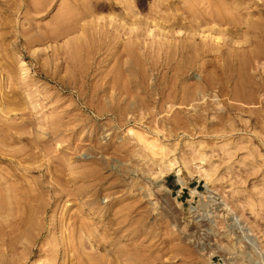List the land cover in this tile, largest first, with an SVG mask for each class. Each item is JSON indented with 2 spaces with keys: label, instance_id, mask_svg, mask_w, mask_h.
<instances>
[{
  "label": "rangeland",
  "instance_id": "obj_1",
  "mask_svg": "<svg viewBox=\"0 0 264 264\" xmlns=\"http://www.w3.org/2000/svg\"><path fill=\"white\" fill-rule=\"evenodd\" d=\"M18 1L0 0V96H13L6 79L19 89L29 75L44 98L33 111L17 93L10 109L60 124L33 128L44 150L28 142L31 126L2 138L0 264H264V0H92L96 12L91 0H52L37 13L41 0ZM66 5L82 8L72 15L89 32L111 9L126 22L76 41L79 28L74 45L72 34L48 39ZM209 27L226 34L216 41ZM138 134L157 155L145 156Z\"/></svg>",
  "mask_w": 264,
  "mask_h": 264
},
{
  "label": "bare ground",
  "instance_id": "obj_2",
  "mask_svg": "<svg viewBox=\"0 0 264 264\" xmlns=\"http://www.w3.org/2000/svg\"><path fill=\"white\" fill-rule=\"evenodd\" d=\"M19 1H20V0H19ZM19 1H18V2H19ZM23 1H24V2L27 1V3H28V0H23ZM38 1H39V0H38ZM41 1H42V0H41ZM41 1H39L40 3L38 2V4L36 5V4H33V3H37V2H34V1L32 0V2H33L32 4L35 5L36 7H33V5H30V6H32V8L35 10V12H34V11H31L32 8H31V10H29V11L34 12V13H37L38 10H39L38 12H40V10H42V12H43L44 9L46 10V8H49L48 6H50V3L52 2V0H44V1H42V3H41ZM53 1H54V0H53ZM75 1H76V0H75ZM93 1H94V0H93ZM96 1H97V0H96ZM21 2H22V1H20V3H21ZM27 3H25V5H28ZM76 3H77V1H76ZM78 3H79V2H78ZM84 3H85V2H84ZM84 3H83L84 6H82V7L86 8V9H82V8H79V7H78V10H81V9H82V10L85 11V10L89 9V8L85 7V5L90 6V5H89L90 3H88V2H86L87 4H84ZM93 3H94V2H93ZM18 4H19V3H18ZM29 4H31V3H30V0H29ZM40 4H41V5H40ZM52 4H53V2H52ZM94 4H96V2H95ZM19 5H22V3L19 4ZM38 5H39V6H38ZM96 5L98 6V4H96ZM124 5H125V3H124ZM128 5H129V4H127V6H128ZM30 6H29V7L27 6V7L30 9ZM63 6H64V2H63ZM92 6H93V5H92V0H91V6H90V7H92ZM97 6H95V10H93L94 7H92V10L95 11V12H96V11H99V10H97V9H99L101 5L99 4V6H98L99 8H97ZM104 6H105V5H104ZM127 6H126V7H127ZM129 6H131V5H129ZM129 6H128V8H126V9H127V10H131L130 12L133 11V13H131V15L133 16V15L136 14L137 12L134 11L133 9H131V8H133V7H130V8H129ZM20 7H21V6H20ZM27 7L25 6L26 9H27ZM66 7H67V5H66ZM66 7H65V8H62L63 10H61V11H64V10L69 11V9H68L69 7H67V8H66ZM108 7H109V5H108ZM35 8H36V9H35ZM96 8H97V9H96ZM101 8H103V7H101ZM111 8H112V7H111ZM119 8H120V7H119ZM19 9H22V8H19ZM23 9H24V6H23ZM105 9H107V8H105ZM122 9H123V10H121V8H120V10L118 11L119 13H115V14H114L113 12H111L112 9H111V11L108 10V11H109V15H108V17L106 16L105 18H106L107 20H109V21L106 22V21L104 20V21L106 22V24H105L104 26H103V25L101 26V24H103V23L100 24L99 22H97L98 20L96 19V18H98L96 15H100L101 13H99V14L97 13V14L95 15V12H94V14L91 13L92 10H87V11H90V13H91L92 16H93V15L96 16L95 18H94V16L91 17V16L89 15L90 13L87 12V13H89L88 15L90 16V19H91V20H90V19H88V20H89L90 22H92V23H94V20L92 21V18H94V19L97 20L95 26H100V28H102V29L104 28V29H103V32H101V31H100V28H98V29H99V30H98V29H96V28H97V27H96V28H95V29H96L95 32H96L97 30L100 31V32L103 34L102 36H103V38H104V37H107V36H104V33H107L106 35H108V33H110V32L112 31V30H110L111 28L109 29V27H113V28H114L115 25H114L112 22H114V23H115V22L118 23V24H119L118 26H120L123 22H124V23L126 22V21L124 20L125 18L123 17V16H125V15H124V12H125L124 10H125V9H124V8H122ZM76 10H77V9H76ZM78 10H77V11H78ZM101 10H102V9H101ZM27 11H28V10H27ZM66 11H64L65 13H63V14H59V15H58V16L63 15V17H60L61 19L58 20V18H57L58 16H56V19H57V20H56V21H57L56 23H58V21L61 22V23L63 22L62 24H59V27H58L57 24L53 23V24H55V25L57 26V29H58V30H57V31L54 30L55 32L53 31V32L50 33V32H48V30L50 31V29H48V30L46 29L47 32L50 33V34H48L47 32H46V33L43 32L42 35H44V33H45V34H47L48 39H49V37H50L51 39H52V37H55V39H56V37H58V36H61V37H62V36H64V35L66 36V34H70V35H71L73 32H75V31L78 30L79 28H80V29L78 30L77 34H78L79 31H81V30H85V29H86L85 31H88V28H86V27H88V26L86 25V27H85V25H84V24H87V23H84V24L82 23V25H84V26H81V22H80V21H81V18L77 16V15H78L77 13H79V11H78V12H77V11L75 12L74 9L71 10V11H72V14H75V13H76L77 15H72V14H69V15H68L67 13H70V11H69V12H66ZM84 11H83V12H84ZM20 12H21V11H20ZM24 12H26V11H24ZM24 12H23V10H22V16H23ZM31 12H30V14H32ZM80 12H81V11H80ZM100 12H101V11H100ZM27 13H29V12H27ZM27 13H25V14H27ZM107 13H108V12H107ZM64 14H67V15L64 16ZM84 14L87 15L86 12H85ZM19 16H20V15H19ZM25 16H26V19L28 18L27 16L31 17L30 15H24L23 17H25ZM104 16H105V15H103V18L100 17L99 19H101V18H102V20L105 19ZM210 16H212V15H210ZM86 17H87V16H86ZM31 18H32V17H31ZM87 18H89V17H87ZM32 19H33V18H32ZM82 19H83V18H82ZM30 20H31V19H30ZM30 20H29V21H30ZM99 21H101V20H99ZM110 21H111V23H110ZM138 21H139V20H138ZM53 22H55V19L53 20ZM79 22H80V24H79ZM26 23L29 24L28 20H27ZM31 23H33V20H32ZM31 23L28 25V28H29V26L31 25ZM33 24H34V23H33ZM89 25H90V24H89ZM109 25H111V26H109ZM56 26H55V28H56ZM95 26H94V27H95ZM121 26H122V25H121ZM156 26H157V29H158L161 25H160L159 27H158V25H156ZM156 26H154V27H156ZM262 26H263V25H261V27H262ZM32 27H34V26H31L29 30H31ZM84 27H85V28H84ZM89 27H90L89 30H91V28H92L93 26H92V27L89 26ZM115 27H116V26H115ZM263 27H264V26H263ZM263 27H262V28H263ZM113 28H112V29H113ZM209 28H210V30H206V31H205L206 33H207V31H208V33H210L209 31H211V33H212V32H215V30H216V31L218 30V28H216V29H214V30H213V29L211 30V28H213V27H209ZM209 28H205V29H209ZM102 29H101V30H102ZM137 29H138V28H137ZM137 29H136V30H137ZM152 29H153V28H152ZM155 29H156V28H155ZM157 29H156V30H157ZM24 30H25V32L27 31L26 29H24ZM29 30H28V32H30ZM51 30H52V29H51ZM92 30L94 31L93 28H92ZM92 30H91L90 32H92V33H93V36H95V34H94L95 32H93ZM158 30H159L160 32H162V31H161V27H160ZM158 30H157V31H158ZM165 30H166V28H165ZM201 30H202V29H201ZM220 30H221V29H219L218 32H215V33H214V36H213V37H214V40H216V41L222 40V38H223L222 36L226 34V33L223 34V33H224L223 31H222V33H221ZM263 30H264V29H263ZM85 31H84V32H85ZM98 31H97V32H98ZM132 31H134V28H130V32H132ZM163 31H164V28H163ZM84 32L81 31V32H80L81 35H80V33L78 34V35H79V39H78V38H75V36L78 37V35L76 34V32H75V34H74L75 36L72 34L71 37L69 38V40H70V41H69L70 44L73 43V42H71V38H72V36H74L73 38H74L75 40L77 39V40L79 41L80 38H82V35H84ZM90 32L88 31V32H85V33H86V34L89 33V34H91V36H92V33H90ZM97 32H96V36H99V38H100V37H101V36H100L101 34H100V35H97ZM100 32H99V33H100ZM115 32H116V30H115ZM144 32H146V34H147V33L149 34V33H151V29H147V31H144ZM205 32H204V33H205ZM26 33H27V32H26ZM26 33H25V34H26ZM113 33H114V31H113ZM135 33H136V32H135ZM25 34H24V35H25ZM86 34H85V35H86ZM191 34H192V33H191ZM191 34H190V35H191ZM34 35H36V34H34ZM34 35H32V36H33V39H34V37L36 38V40L34 39L35 41L32 39V37H30V35H28V37H30V38L32 39V41H31L30 38H27V37H25V39L27 38V39H28L27 41H30V42H32V43H36L37 41H39L38 38H39V36H41V35L37 34V36L39 35L38 37H37V36H34ZM70 35H68V36H70ZM187 35H188V34H187ZM190 35H189V36H190ZM192 35H193V34H192ZM211 35H212V34H211ZM26 36H27V35H26ZM47 36L45 35L44 38L47 39V38H46ZM87 36H88V34L86 35V37H87ZM89 36H90V35H89ZM109 36H110V34H109ZM41 37H43V36H41ZM41 37H40V38H41ZM44 38H42V39L44 40ZM73 38H72V40H73ZM103 38H102V39H103ZM29 39H30V40H29ZM51 39H50V40H51ZM83 39H84V38H83ZM95 39H96V38H95ZM95 39H93L92 41H94ZM105 39H106V38H105ZM52 40H54V39H52ZM52 40H51V41H52ZM77 40H76V41H77ZM100 40H101V39H100ZM100 40H99V41H100ZM103 40H104V39H103ZM40 41H42V40L40 39ZM73 41H74V40H73ZM76 41H74V42H76ZM95 41H98V39L95 40ZM89 42H91V41H89ZM103 42H104V41H103ZM27 43H28V45H29V42H27ZM32 43H31L30 45H32ZM25 44H26V43H25ZM68 45H69V43H68ZM68 45H66V46H68ZM73 45H74V43H73ZM80 45H83V43H82V44L80 43ZM80 45L77 44V48H78ZM85 45H86V44H84V46H85ZM90 45H91V44H90ZM75 46H76V45H75ZM75 46H73V47H75ZM84 46H83V47H79L78 49H77V48L73 49L72 47L69 46L70 49H69V47H68V49H69L70 52L67 51V50H65L64 53L68 52V55H70V54H72V51H73V50H76V49H77L76 51H80V48H84ZM86 46H88V45H86ZM86 46H85V47H86ZM92 46H93V44H92ZM94 46H95V43H94ZM94 46H93V47L90 46V48H91L90 50L93 51L92 48H94ZM257 46H258V44H257ZM259 46H260V44H259ZM261 46H262V45H261ZM261 46H260V47H261ZM96 47H97V46H95V48H96ZM99 47H101V45H100ZM99 47H97V48H99ZM260 47H259V48L257 47V48H258L259 52L261 53V51H262L261 49H262V48H260ZM262 47H263V49H264V46H262ZM88 48H89V46L85 48V49H86L85 52H90V51H88V50H89ZM257 48H256V49H257ZM65 49H67V48H65ZM71 49H72V50H71ZM256 49H254V50H255V51H253L254 53L257 52ZM95 50H96V49H95ZM95 50H94V51H95ZM82 51H83V50H82ZM263 51H264V50H263ZM85 52H84V54H85ZM95 52H96V51H95ZM95 52H94V53H95ZM253 52H250V53L254 54ZM259 52H258V53H259ZM76 53H77V54H82L81 52H80V53L76 52ZM76 53H73V55H75ZM90 53H92V52H90ZM90 53H89V54H86L85 56L87 57V55H89V56H90V55H93V54H90ZM55 54H56V53H54V55H55ZM59 54H60V53H59ZM66 54H67V53H66ZM66 54H65V55H66ZM77 54H76V55H77ZM262 54H263V53H261L260 55H262ZM51 55H52V54H50V56H51ZM57 55H58V53L56 54V56H57ZM68 55H67V57H68ZM95 55H96V54H95ZM95 55H94V56H95ZM245 55H246V54H244V56H245ZM247 55H248V54H247ZM247 55H246L245 57H247ZM254 55H256V54H254ZM260 55H259V56H260ZM50 56H49V57H50ZM70 56H71V55H70ZM89 56H88V57H89ZM94 56H93V57H94ZM242 56H243V55H242ZM244 56H243V57H244ZM248 56H249V55H248ZM256 56H258V54H257ZM34 57H35V56H34ZM67 57H66V60H67V61H65V62H69L68 59H67ZM250 57H251V55H250ZM37 58H38V56H37ZM40 58H42V57H40ZM51 58H53V55H52L49 59H51ZM54 58H55V57H54ZM54 58H53V61L56 60V59L54 60ZM56 58H57V57H56ZM69 58H70V57H69ZM90 58H92V56H90L89 59H90ZM42 59H43V58H42ZM42 59H39L41 63L45 60V59H44L43 61H41ZM47 59H48V58H47ZM49 59H48V60H49ZM92 59H93V58H92ZM242 59H243V58H241V61H244V60H242ZM246 59H247L248 62H249V59H250V58H246ZM34 60H35V59H34ZM51 60H52V59H51ZM247 60H245V61H247ZM35 61H36V60H35ZM37 62H38V61H37ZM44 62H45V61H44ZM49 62H50V60H49ZM55 62H56V61H55ZM55 62H53V64H54ZM248 62H246V63H248ZM45 63H46V62H45ZM242 63H244V62H242ZM246 63H245V64H246ZM37 64H38V63H37ZM42 64H44V63H42ZM42 64H39V65L41 66ZM48 64H49V63L47 62L46 65L48 66ZM50 64H51V63H50ZM245 64H244V65H245ZM248 64H249V63H248ZM39 65H38V66H39ZM54 65H55V64H54ZM52 66H53V65H52ZM60 66H62V65H60ZM233 66H235V65H233ZM233 66H232V68H233ZM241 66H242V64H241ZM246 66H247V64H246ZM248 66H249V65H248ZM41 67H46V66L43 65V66H41ZM41 67H40V68H41ZM50 67H51V66H50ZM54 67H55V66H54ZM56 68L58 69L57 66H56ZM56 68H55V69H56ZM232 68H231V69H232ZM241 68H242V70H243V67H240V68H239V69H240V72H241ZM244 68H245V66H244ZM20 69H22V70L24 71L23 74H28V69H29V68L27 69L25 65L21 66ZM43 69H44V68H43ZM43 69L41 68L40 70H43ZM48 69H49V68L47 67V69H46L47 71L44 72V74L46 73V74L48 75V73H47V72H48ZM239 69H238V70H239ZM40 70H39V71H40ZM49 70H50L51 72H54L55 74H57V73L54 71V69H51V68H50ZM235 70H236V69H235ZM43 71H45V69H44ZM58 71H59V70H58ZM58 71H57V72H58ZM237 72H239V71H237ZM54 73H53V75H54ZM46 74H45V75H46ZM49 75H50V73H49ZM49 75H48V77H49ZM53 75H52V73H51V76H53ZM57 75H58V74H57ZM51 76H50V77H51ZM54 76H55V75H54ZM7 78H9V77H7ZM14 78L16 79V78H18V77H14ZM14 78L12 79V81L14 82L13 84H15ZM27 78H28V80H25L26 77L24 76V77L21 78V81H19V82H21V83L18 84V82H16L17 85H19V89H17L18 86H15V85H14L15 87L13 88V84H12V81H10V80H11L10 78H9L10 80L6 79L9 83L6 82V81H4V83L2 82L3 84H5V82L8 83L9 86L12 85L11 88H12L13 96L11 95L12 93H10L11 97H8V96H9L8 94H7V97H5V98H4V96H5L6 94H5L4 96H3V94H2V97H3V98L0 96V97H1V98H0V143L2 142V138H3L4 136L7 137L8 135H9V136L12 135L13 137H15V134L18 133L19 136L21 137V134H23V132H24V134H25V132L27 133V131H28L27 128H28V127L30 128V126H31V127H32L31 129H33V128H35V126H36L37 124H38V125H37V127H38L39 124L41 123V122H40L41 120L39 119V116H38V115H35V113L33 112V111H34V108H35V110H36V102H37V101H36L35 99H37V97H35V96H37V95L40 94V95H42V96H39V97H40V98H41V97L44 98V97H43V94H46V91H47V90L45 91V90L43 89V88H44V86H43V87H41L43 90H41L40 88H38V89L41 90L40 92H44V91H45V93H43V94H42V93L36 94L39 90L37 91V89H34V87H33V86H34V85H33V84H34V81H32L33 83H31V81H30V83H29V82H28V81L30 80V79H29V75H28ZM51 78H52V77H51ZM4 80H5V79H4ZM22 80H23V81H22ZM31 80H32V79H31ZM33 80H34V79H33ZM54 80H55V79H54ZM58 80H60L59 77H58ZM0 81H1V80H0ZM16 81H17V79H16ZM37 81H38V80H37ZM37 81H36V82H37ZM41 81H42V80H41ZM55 81H56V80H55ZM60 81H61V80H60ZM60 81H59V82H60ZM62 81H63V80H62ZM62 81H61V83H62ZM63 82H64V81H63ZM37 83H38V85H35L36 87L41 86V85H46V84H44V83L41 84V82H40V83L37 82ZM263 83H264V82H263ZM263 83H262V84H263ZM10 84H11V85H10ZM1 85H2V84H1ZM1 85H0V86H1ZM62 85H65V83H63ZM3 87H5V86H3ZM36 87H35V88H36ZM47 87H48V86H47ZM47 87H46L45 89H47ZM62 87H65V86H62ZM11 88L9 87V91L11 90ZM1 89H2V88H1ZM1 89H0V90H1ZM15 89H17L18 91L16 92ZM2 90H3V89H2ZM13 90H14L15 92H13ZM4 91H5V90H4ZM4 91H2V93H3ZM35 91H36V93H35ZM19 92H20V93H19ZM17 93H18V94H21V97L17 96ZM15 94H16L15 97H19V100H18L17 102H20V100H21V102H23V100H27V101H28V103L30 104L31 108H33V109H31V108H29V109L33 110V111H31V112H33L34 114L32 113V114L30 115V113H29L30 111H29L28 109H27V110L29 111L28 113H27L25 110H24L25 112L23 113V112H21V111H23V109H22V110H21V109H20V110L18 109L19 111H18L17 113L20 112V114H17V113H15V112H13L15 108H14V109H10L11 107H9V106H11V105L13 106V105L17 104V102H14V101H16V99H15V97H14ZM149 94H150V93H149ZM149 94H147V95H149ZM58 95H59V94H58ZM159 95H160V94H159ZM149 96H151V94H150ZM12 97H13L14 99H13ZM23 97H24V98H23ZM8 98H12V99L6 100V99H8ZM53 98H54V97H53ZM4 99H5V100H4ZM12 100H13V102H12ZM34 100H35V101H34ZM10 101H11L12 103H14V104H12ZM27 101H26V102H27ZM34 102H35V103H34ZM9 103H10V105H9ZM23 103L25 104V102H23ZM25 105L27 106V103H26ZM28 106H29V105H28ZM12 108H13V107H12ZM16 109H17V108H16ZM262 112H263V110H262ZM25 113H26V114H25ZM13 114L18 115V118H21V120H20V121L18 120L19 122H17V121H15V119H12V118H11V115H13ZM27 114H29L30 117H29V115L27 116ZM58 117H59V116H58ZM58 117H56V118H58ZM15 118H17V117H15ZM18 118H17V119H18ZM61 118H62V117H61ZM61 118H58V119H61ZM39 120H40V121H39ZM62 120H63V119H62ZM51 121H52V122H50V119H49V121L46 120V121H45L46 124L44 123V121H42L43 124L41 123V125L44 126L43 130H44V129H45V130L49 129L48 127L46 128L45 126H47V125L50 126V125L53 124V122H55V123H54L55 125L60 124V123H58L59 120H57V124H56V120H54V118L51 119ZM62 122H63V121H62ZM54 124H53V125H54ZM61 124H62V123H61ZM41 125H40V126H41ZM53 125H52V126H53ZM55 125H54V126H55ZM65 125L67 126L66 123H65ZM59 126H61V125H59ZM59 126H58V127H59ZM62 126H64V124H63ZM26 127H27V128H26ZM38 128L41 129L42 127H38ZM19 129L22 130V131L20 132ZM36 129H37V128H35V130H36ZM17 130H18V131H17ZM35 130L33 129L34 132H35ZM41 130H42V129H41ZM43 130H42V131H43ZM45 130H44V131H45ZM33 131H32V132H33ZM44 131H43V132H44ZM29 132H30V131H28V133H29ZM34 132H33V134H35V135L30 134L31 132L29 133L30 135H33V137H32V139H29L28 142L33 143V145H34V142H36L37 144L39 143L40 146L43 147L45 144H44V145H43V144L41 145V143H40V138L38 137L39 135L36 133L37 131H36L35 133H34ZM5 134H6V135H5ZM7 134H8V135H7ZM24 134H23V135H24ZM46 134H48V137L50 136L51 140L55 139V140H57V141H58V139H60V138L63 136L62 133H61L62 135L59 136L60 138L57 137V133L55 134L56 136L53 135L54 133H53L52 135H49V133H46ZM16 135H17V134H16ZM9 136H8V137H9ZM12 136H11V137H12ZM34 136H35V137L37 136V137L35 138ZM13 137H12V138H13ZM17 137H18V136H17ZM37 138H39V139H38L39 141L37 140ZM50 138H49V140H50ZM137 138H138V141H140V142L143 144V145H142V146H143L142 148H145L146 151H148V153H146V152L143 151L144 153H146V155L143 153L145 156H147V155L150 154V153H151V155H155V154H156V152H155V150H154V148H155V146H156V143L154 144V143H153V142H154L153 140L150 141V140H147V138L145 139V136L142 135V134H138ZM25 139H27V138L25 137ZM62 139L65 140V139H64V136L62 137ZM62 139L59 140V142H60V141L63 142ZM27 140H28V139H27ZM32 140H33V142H32ZM154 140H155V139H154ZM41 141H43V140H41ZM46 141H47V140H46ZM46 141H45V142H46ZM45 142H42V143H45ZM47 142H48V141H47ZM37 144H36V145H37ZM39 144H38V145H39ZM34 146H35V145H34ZM43 150H44V147H43ZM143 150H144V149H143ZM149 151H150V152H149ZM158 154H159V153H158ZM144 155H143V156H144ZM156 155H157V154H156ZM148 156H149V155H148ZM0 157H1V156H0ZM1 159H2V157H1ZM171 165H172V164H170V163H169L168 165H166V166L168 167L167 170H170V169H171V168H170ZM0 179H2V177H1ZM2 181H3V179H2ZM5 181H6V180H5ZM261 185H262V184H261ZM261 187L263 188V186H261ZM262 190H263V191H262ZM262 190H261V191L264 192V188H263ZM261 194H263V193H261ZM260 197H261V200H263V202H264V194H263V196H260ZM262 204H263V203H262ZM232 226H233V224H232ZM231 228H233V227H231ZM117 229H118V228H117ZM115 230H116V229H115ZM116 232H117V231H116ZM116 232H115V233H116ZM115 235H116V234H115ZM117 243H119V242H117ZM117 243H116V244H117ZM135 244H136V243H135ZM135 244H130V245H134V247H135ZM119 245H121V244H119ZM119 245H118V247H120V248L116 247V248H118L117 251L121 249V246H123V248L125 247L124 245H121V246H119ZM136 245L139 247V246H141V243H140L139 245H138V244H136ZM142 245H143V244H142ZM126 246H127V248H128V247H131V246H128V244H127ZM143 246H144V245H143ZM134 247H133V248H134ZM138 247H136V248H138ZM141 247H142V246H141ZM144 247H145V246H144ZM127 248H125V249H127ZM133 248H130V249H133ZM136 248H135V251H136L137 253H138L137 250H139V252H143V251H142V250H143L142 248H141L142 250L140 249V247H139V249H136ZM58 251H59V247H56V248L54 249V251H53V255L56 256V255L58 254ZM120 251H121V250H120ZM132 251H133V250H132ZM135 251H134V252H135ZM123 252H124V251H123ZM124 253H129V252H126V251H125ZM119 254H120V252H119ZM131 254H132V252H131ZM141 254H142L141 256L144 257V256H143V253H141ZM146 254H148V253H146ZM120 255H121V254H120ZM132 255H133V254H132ZM132 255H131V256H132ZM135 255H137V254H135ZM135 255H134V256H135ZM127 256H130V255L127 254ZM139 256H140V254H138V256H136V257H138L137 259H136V258H133V257H131V258H132L133 260L136 259V261L138 260V262H139V260H140L141 262H143V261L141 260V259H143V258L139 259ZM141 256H140V257H141ZM144 258H145V257H144ZM121 259H122V258H121ZM132 259H131V260H132ZM115 260H116V259H115ZM117 260L121 261L120 259H117ZM117 260H116L115 263L118 262ZM124 260H125V259H124ZM131 260H130V262H131ZM147 260H148V259H147ZM144 261H145V259H144ZM148 261H149V262H148V264H149V263H150V260H148ZM122 262H125V263H126L127 261H122ZM122 262H121V263H122ZM136 263H137V262H136ZM143 263H144V262H143ZM145 263H146V262H145ZM53 264H57V260H55V261L53 262ZM128 264H129V260H128ZM137 264H138V263H137Z\"/></svg>",
  "mask_w": 264,
  "mask_h": 264
}]
</instances>
